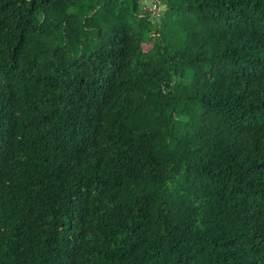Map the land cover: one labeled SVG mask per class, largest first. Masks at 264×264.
<instances>
[{
  "label": "trees",
  "instance_id": "16d2710c",
  "mask_svg": "<svg viewBox=\"0 0 264 264\" xmlns=\"http://www.w3.org/2000/svg\"><path fill=\"white\" fill-rule=\"evenodd\" d=\"M0 0V264H264V0Z\"/></svg>",
  "mask_w": 264,
  "mask_h": 264
},
{
  "label": "built area",
  "instance_id": "2783aa9c",
  "mask_svg": "<svg viewBox=\"0 0 264 264\" xmlns=\"http://www.w3.org/2000/svg\"><path fill=\"white\" fill-rule=\"evenodd\" d=\"M160 9V4L157 0H151L149 11H154L156 13Z\"/></svg>",
  "mask_w": 264,
  "mask_h": 264
},
{
  "label": "rangeland",
  "instance_id": "374dc122",
  "mask_svg": "<svg viewBox=\"0 0 264 264\" xmlns=\"http://www.w3.org/2000/svg\"><path fill=\"white\" fill-rule=\"evenodd\" d=\"M151 0H145V5L147 6V9L150 7Z\"/></svg>",
  "mask_w": 264,
  "mask_h": 264
}]
</instances>
